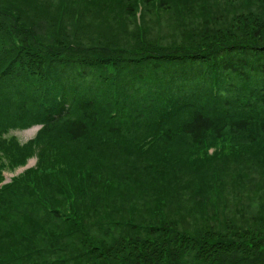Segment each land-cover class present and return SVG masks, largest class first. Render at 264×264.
<instances>
[{
    "label": "trees",
    "instance_id": "obj_1",
    "mask_svg": "<svg viewBox=\"0 0 264 264\" xmlns=\"http://www.w3.org/2000/svg\"><path fill=\"white\" fill-rule=\"evenodd\" d=\"M1 157L0 264H264V0H0Z\"/></svg>",
    "mask_w": 264,
    "mask_h": 264
},
{
    "label": "rangeland",
    "instance_id": "obj_2",
    "mask_svg": "<svg viewBox=\"0 0 264 264\" xmlns=\"http://www.w3.org/2000/svg\"><path fill=\"white\" fill-rule=\"evenodd\" d=\"M36 129H37L36 125L30 126L26 129H16V130H13V131H10L9 133H7L5 135V138L11 139L14 137L23 145L36 136V134H37ZM36 159H37L36 157H32L29 161L33 162ZM7 163H8V161L6 162V159L4 157H1L0 158V170L2 168H5L7 166ZM11 171L13 173H9L10 177H12L16 174V173H14L15 170H11ZM5 179H6V181L8 180V178H5Z\"/></svg>",
    "mask_w": 264,
    "mask_h": 264
}]
</instances>
